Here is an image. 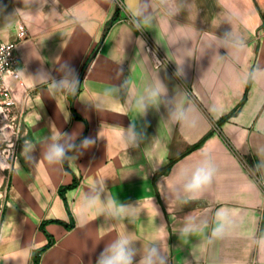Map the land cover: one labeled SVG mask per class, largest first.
<instances>
[{
	"label": "crops",
	"instance_id": "obj_1",
	"mask_svg": "<svg viewBox=\"0 0 264 264\" xmlns=\"http://www.w3.org/2000/svg\"><path fill=\"white\" fill-rule=\"evenodd\" d=\"M124 3L139 28L114 0H0L24 111L0 264L122 239L131 264H264V0Z\"/></svg>",
	"mask_w": 264,
	"mask_h": 264
},
{
	"label": "built area",
	"instance_id": "obj_2",
	"mask_svg": "<svg viewBox=\"0 0 264 264\" xmlns=\"http://www.w3.org/2000/svg\"><path fill=\"white\" fill-rule=\"evenodd\" d=\"M120 14L123 13V20L140 27V21L133 16L124 3V0H114ZM151 48V46H148ZM18 41L5 42L0 39V132L5 134V129H9L10 140L7 144L11 147L17 145L19 140L23 137V115L24 111L17 104L13 95L9 78L18 75V56H17ZM14 161L18 157V151L14 150ZM2 226H0V236Z\"/></svg>",
	"mask_w": 264,
	"mask_h": 264
},
{
	"label": "clouds",
	"instance_id": "obj_3",
	"mask_svg": "<svg viewBox=\"0 0 264 264\" xmlns=\"http://www.w3.org/2000/svg\"><path fill=\"white\" fill-rule=\"evenodd\" d=\"M74 89V86H73ZM92 141L86 139L84 141L85 146ZM64 156V148L59 144H54L48 153L45 155L50 163L52 161H59ZM208 180L207 175L197 174L195 179L189 185L192 189L199 188L202 184L206 183ZM120 211H123L121 208ZM128 241L126 239L118 240L117 242L110 245L104 251H102L97 258L96 264H131V254L128 252L126 245ZM142 264H152L150 259L142 261ZM163 264V262H161Z\"/></svg>",
	"mask_w": 264,
	"mask_h": 264
},
{
	"label": "rangeland",
	"instance_id": "obj_4",
	"mask_svg": "<svg viewBox=\"0 0 264 264\" xmlns=\"http://www.w3.org/2000/svg\"><path fill=\"white\" fill-rule=\"evenodd\" d=\"M5 134L0 132V226H2V215L6 205L7 190L9 185L10 172L14 163V150L17 152L21 146V139L16 146L11 147L7 143L11 140H5L9 133V129L3 130Z\"/></svg>",
	"mask_w": 264,
	"mask_h": 264
},
{
	"label": "trees",
	"instance_id": "obj_5",
	"mask_svg": "<svg viewBox=\"0 0 264 264\" xmlns=\"http://www.w3.org/2000/svg\"><path fill=\"white\" fill-rule=\"evenodd\" d=\"M119 14H120V10L119 9H117V18L119 17ZM62 190H63V188H62ZM43 249H46V248H43ZM38 253L39 252H37V253H35L34 254V257H35V264H39V256H38Z\"/></svg>",
	"mask_w": 264,
	"mask_h": 264
}]
</instances>
